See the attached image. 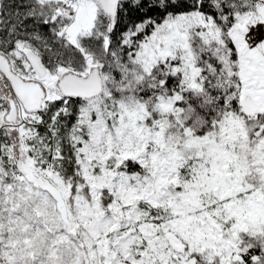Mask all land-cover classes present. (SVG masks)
I'll use <instances>...</instances> for the list:
<instances>
[{"label": "snow or ice", "instance_id": "obj_1", "mask_svg": "<svg viewBox=\"0 0 264 264\" xmlns=\"http://www.w3.org/2000/svg\"><path fill=\"white\" fill-rule=\"evenodd\" d=\"M0 264H264V0H0Z\"/></svg>", "mask_w": 264, "mask_h": 264}]
</instances>
